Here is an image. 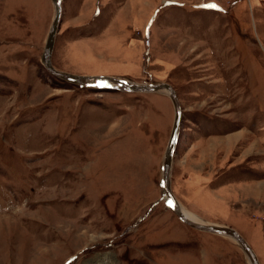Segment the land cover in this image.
I'll return each mask as SVG.
<instances>
[{"label": "rangeland", "instance_id": "rangeland-1", "mask_svg": "<svg viewBox=\"0 0 264 264\" xmlns=\"http://www.w3.org/2000/svg\"><path fill=\"white\" fill-rule=\"evenodd\" d=\"M56 67L169 82L172 188L264 264V0H62ZM207 5V7H206ZM52 0H0V264H250L163 195L166 92L61 79Z\"/></svg>", "mask_w": 264, "mask_h": 264}, {"label": "water", "instance_id": "water-1", "mask_svg": "<svg viewBox=\"0 0 264 264\" xmlns=\"http://www.w3.org/2000/svg\"><path fill=\"white\" fill-rule=\"evenodd\" d=\"M52 1L55 6V13L47 35L44 51L42 54V62L47 68V70L61 79L79 85L95 86L100 88H118L125 91L165 92V93L168 92L174 103L175 119L171 131V135L169 138V142L164 154L163 165H162V187H163L164 198L167 199L169 206L183 221L199 229L212 231L215 233L224 234L233 237L243 248L251 264H261V261L257 253L255 252L254 248L238 229L225 224L204 223L194 220L188 217L185 213H183L181 209V203L178 200L177 196L175 195L171 183L173 159L179 142L182 121H183V106L175 87L169 82L133 81L130 80L129 78L119 75H112V74L111 75L80 74V73L66 71L56 67L53 63L52 56L58 34V29H60V23L62 21L63 5H62V0H52Z\"/></svg>", "mask_w": 264, "mask_h": 264}, {"label": "bare ground", "instance_id": "bare-ground-1", "mask_svg": "<svg viewBox=\"0 0 264 264\" xmlns=\"http://www.w3.org/2000/svg\"><path fill=\"white\" fill-rule=\"evenodd\" d=\"M60 25H61V23H60ZM58 31H59V29H58ZM168 93V92H167ZM181 209H182V207H181ZM182 211H183V213H185L188 217H190V218H192V219H194V220H197V221H200V222H204V223H208V222H205V221H203L202 219H201V217H199L197 214H195V213H193V212H191V211H189V210H187V209H185V208H183L182 209ZM207 231V230H206ZM210 232H212V231H210ZM213 233H215V232H213ZM217 234H219V233H217ZM220 235H222V236H224V237H229V238H233V237H231V236H228V235H224V234H220ZM233 240H235L234 238H233ZM235 242H237L236 240H235ZM238 243V242H237ZM239 244V243H238ZM240 245V244H239ZM248 257V256H247ZM249 259V258H248ZM250 261V260H249ZM251 264V263H250Z\"/></svg>", "mask_w": 264, "mask_h": 264}, {"label": "snow or ice", "instance_id": "snow-or-ice-1", "mask_svg": "<svg viewBox=\"0 0 264 264\" xmlns=\"http://www.w3.org/2000/svg\"><path fill=\"white\" fill-rule=\"evenodd\" d=\"M206 7H207V5H206Z\"/></svg>", "mask_w": 264, "mask_h": 264}]
</instances>
